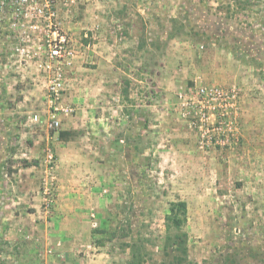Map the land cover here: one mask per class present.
I'll use <instances>...</instances> for the list:
<instances>
[{
  "label": "rangeland",
  "instance_id": "obj_1",
  "mask_svg": "<svg viewBox=\"0 0 264 264\" xmlns=\"http://www.w3.org/2000/svg\"><path fill=\"white\" fill-rule=\"evenodd\" d=\"M46 1L73 52L62 95L73 112L57 134L29 122L45 115L47 80L17 49L40 56L46 23L28 9L18 38L0 12V264H133L127 243L140 240L144 264H169L165 219L179 200L190 264H264V0L33 8ZM216 90L222 101L205 96Z\"/></svg>",
  "mask_w": 264,
  "mask_h": 264
},
{
  "label": "built area",
  "instance_id": "obj_2",
  "mask_svg": "<svg viewBox=\"0 0 264 264\" xmlns=\"http://www.w3.org/2000/svg\"><path fill=\"white\" fill-rule=\"evenodd\" d=\"M36 0H0V12L5 16H9V23L13 32H19L18 38H22L25 32H20V28L24 26L23 20L28 16V9H37L46 23L44 34L48 37L45 43L40 48L43 51L30 55L29 51L19 47L17 51L20 57H28L36 61L41 68L47 80L45 89V99L47 102V110L45 115L30 116L29 122L33 124L45 123L48 130L54 134L59 133L62 115H70L73 109L62 104V95L66 89V69L72 65L73 52L68 48V39L66 35H59L56 30H52L53 12L49 1L45 2L43 8H33ZM26 11V14H24ZM33 28H37L34 26ZM213 94V95H212ZM206 97H211L212 100L222 101L223 92L219 90L205 93ZM55 171H56V156L50 148L46 150L45 156V173L46 178L42 188L44 203L47 208L54 206L55 199L53 197L55 186Z\"/></svg>",
  "mask_w": 264,
  "mask_h": 264
},
{
  "label": "trees",
  "instance_id": "obj_3",
  "mask_svg": "<svg viewBox=\"0 0 264 264\" xmlns=\"http://www.w3.org/2000/svg\"><path fill=\"white\" fill-rule=\"evenodd\" d=\"M78 135L76 132L66 131L60 133V139L66 141L69 137ZM27 167L37 166L38 161H25ZM188 217V204L185 201L179 200L171 203L169 213L166 216V238L164 249L168 252V258L171 259L169 264H190L188 258V241L189 236L184 231ZM107 234V231H101ZM116 234H113V237ZM129 244L132 253L133 264H144L145 259L142 255L144 249L141 240L139 242ZM143 247V248H142Z\"/></svg>",
  "mask_w": 264,
  "mask_h": 264
},
{
  "label": "crops",
  "instance_id": "obj_4",
  "mask_svg": "<svg viewBox=\"0 0 264 264\" xmlns=\"http://www.w3.org/2000/svg\"><path fill=\"white\" fill-rule=\"evenodd\" d=\"M23 163H25V161H23ZM24 166H26V165H24ZM27 167V166H26ZM34 169L35 168V166H31V167H27V169ZM59 210H61V212L62 213H66V209H63V206H61L60 208H59ZM61 229H63L64 231H62L63 232V234L64 235H66V230H68L67 228H66V223H63V227L61 228ZM77 229V228H76ZM75 237H78V236H75Z\"/></svg>",
  "mask_w": 264,
  "mask_h": 264
}]
</instances>
